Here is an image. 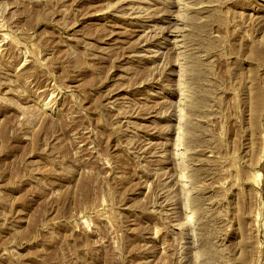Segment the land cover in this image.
Listing matches in <instances>:
<instances>
[{"label": "rangeland", "instance_id": "1", "mask_svg": "<svg viewBox=\"0 0 264 264\" xmlns=\"http://www.w3.org/2000/svg\"><path fill=\"white\" fill-rule=\"evenodd\" d=\"M0 264H264V0H0Z\"/></svg>", "mask_w": 264, "mask_h": 264}]
</instances>
